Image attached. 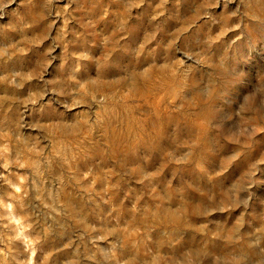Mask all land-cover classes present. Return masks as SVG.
<instances>
[{
	"label": "rangeland",
	"instance_id": "rangeland-1",
	"mask_svg": "<svg viewBox=\"0 0 264 264\" xmlns=\"http://www.w3.org/2000/svg\"><path fill=\"white\" fill-rule=\"evenodd\" d=\"M0 264H264V0H0Z\"/></svg>",
	"mask_w": 264,
	"mask_h": 264
}]
</instances>
